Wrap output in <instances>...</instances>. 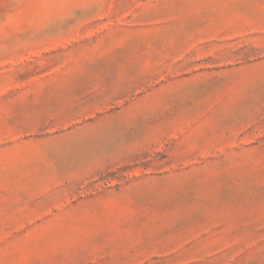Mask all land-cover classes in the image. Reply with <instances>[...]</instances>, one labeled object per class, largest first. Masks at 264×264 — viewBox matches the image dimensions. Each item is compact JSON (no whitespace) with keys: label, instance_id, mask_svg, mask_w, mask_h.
Wrapping results in <instances>:
<instances>
[{"label":"rangeland","instance_id":"rangeland-1","mask_svg":"<svg viewBox=\"0 0 264 264\" xmlns=\"http://www.w3.org/2000/svg\"><path fill=\"white\" fill-rule=\"evenodd\" d=\"M0 264H264V0H0Z\"/></svg>","mask_w":264,"mask_h":264}]
</instances>
